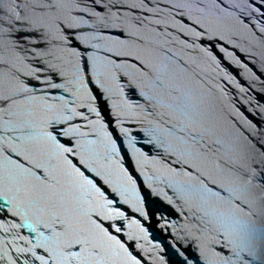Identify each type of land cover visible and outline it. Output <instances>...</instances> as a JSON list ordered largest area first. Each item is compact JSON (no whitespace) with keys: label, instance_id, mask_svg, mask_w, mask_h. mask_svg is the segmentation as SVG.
Instances as JSON below:
<instances>
[{"label":"water","instance_id":"1","mask_svg":"<svg viewBox=\"0 0 264 264\" xmlns=\"http://www.w3.org/2000/svg\"><path fill=\"white\" fill-rule=\"evenodd\" d=\"M0 264H264V0H0Z\"/></svg>","mask_w":264,"mask_h":264}]
</instances>
